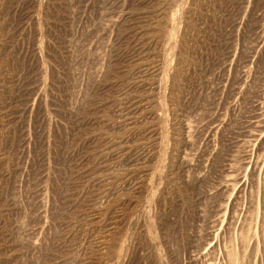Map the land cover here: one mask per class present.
<instances>
[{
  "label": "rangeland",
  "instance_id": "rangeland-1",
  "mask_svg": "<svg viewBox=\"0 0 264 264\" xmlns=\"http://www.w3.org/2000/svg\"><path fill=\"white\" fill-rule=\"evenodd\" d=\"M0 264H264V0H0Z\"/></svg>",
  "mask_w": 264,
  "mask_h": 264
}]
</instances>
